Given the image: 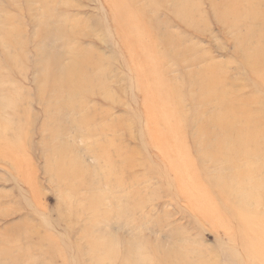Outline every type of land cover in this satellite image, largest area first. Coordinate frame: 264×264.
Here are the masks:
<instances>
[{"label": "rangeland", "instance_id": "1", "mask_svg": "<svg viewBox=\"0 0 264 264\" xmlns=\"http://www.w3.org/2000/svg\"><path fill=\"white\" fill-rule=\"evenodd\" d=\"M0 264H264V0H0Z\"/></svg>", "mask_w": 264, "mask_h": 264}]
</instances>
